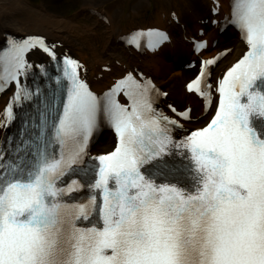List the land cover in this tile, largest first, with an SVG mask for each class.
Here are the masks:
<instances>
[{"label":"snow or ice","instance_id":"snow-or-ice-1","mask_svg":"<svg viewBox=\"0 0 264 264\" xmlns=\"http://www.w3.org/2000/svg\"><path fill=\"white\" fill-rule=\"evenodd\" d=\"M233 16L248 51L220 81L209 125L175 143L162 126L175 121L157 116L143 92L131 112L109 96L119 146L97 158L90 194L70 215L60 198L77 182H56L83 151L100 101L65 61L71 86L55 136L68 152L0 172V264H264V0H234ZM37 45L50 52L40 39L13 45L16 71ZM172 148L187 161L181 168L144 167ZM85 220L91 226H77Z\"/></svg>","mask_w":264,"mask_h":264},{"label":"bare ground","instance_id":"bare-ground-1","mask_svg":"<svg viewBox=\"0 0 264 264\" xmlns=\"http://www.w3.org/2000/svg\"><path fill=\"white\" fill-rule=\"evenodd\" d=\"M8 1L0 0V47L5 41L4 35L16 34L19 36V34L22 32L32 33L35 31H41L47 36V38L49 37L52 39L56 45V52L64 51L69 47L68 41L62 39L61 37L70 39L72 44L80 43L78 37L74 38L71 33L66 31H62L63 33H58V29L54 28V25L58 26L56 23H61L62 21L56 20V17L59 18L61 16L60 13H55L53 19L50 17L47 18L44 13L48 8L43 4L39 6L38 10H32L34 13L31 14V19L24 21L20 19L19 15L17 16V13L21 15V10L24 7L29 8L31 5L27 4L25 0H10V5L13 6L12 9L8 10ZM102 1L103 0H83V6L81 10L82 13H87L92 16L94 15L96 17L95 19L97 24L102 22L100 20V16L105 17L108 20V24L106 25V45L103 54L101 55L102 61H108L111 63L117 60H123L126 62L137 61L138 59L143 60V62L147 63V65L151 67V72H154L156 75V80L167 87L169 96L172 98L175 96V79L183 81L192 79L194 74H196L200 68L199 59L202 57V55H204V53H206V51L211 50L212 42L215 39L217 41L215 44L216 46L213 49L215 53L220 54L223 51H229V53L223 60L216 61V72H214V76L218 73V70L228 66L231 62L237 59L245 49V46L243 45L244 43H242L240 40L239 35L235 31H232L230 27L221 25L213 26L211 24L213 21H217L223 17L222 12L228 8L226 0H207L206 6L201 4L193 6L189 4L190 9L196 12L198 18L197 22L199 29L196 33H198L201 29H204V38L208 39L207 49L203 54L200 55H197L193 52V44L191 43V40L194 39L193 33L195 32L194 30L190 31L187 26L183 25L184 17L182 13H179L178 15L176 14L175 17H173V15L171 16V12L175 11L173 6L174 0H166V3L168 4V11L165 9L161 11L159 15V24L157 23L158 25L148 26L167 30L170 34V41L168 43H164L158 52H145L144 54H140L133 49L126 48L124 46L121 38H123L128 32L126 29H122L119 26L120 19L117 18V15L111 14L110 16H105L102 13ZM219 1L222 2V7L219 6V13H217L218 8L216 6ZM38 16L39 18L46 20H42V23H39L38 20L34 19V17L37 18ZM222 28H224V32L220 33ZM94 36L95 33L92 34L91 37L94 38ZM219 36H221V38H219ZM58 38H60V40H58ZM59 43L62 46H60ZM82 50L85 51L84 53L86 55L88 54L85 46H82ZM66 52L69 53V51ZM176 52H181L179 55L184 56H180L181 58L178 56L173 57L174 53ZM182 57L190 58L193 61H196V64L192 69L184 68L183 65L181 66L180 62ZM30 59L33 61V63H45L48 58L40 51L32 47ZM167 68L171 69V72ZM108 69H110V67ZM124 72L125 71L123 70V73ZM107 74H110V72L106 71L105 74H101L103 78L100 77L98 82L103 81ZM183 95L194 100V102H198V99L196 100L197 96L195 94L188 95L183 93ZM113 143V141L111 142V138H107L105 140L102 139L99 141L97 146L103 147L102 152H105L111 149Z\"/></svg>","mask_w":264,"mask_h":264},{"label":"rangeland","instance_id":"rangeland-1","mask_svg":"<svg viewBox=\"0 0 264 264\" xmlns=\"http://www.w3.org/2000/svg\"><path fill=\"white\" fill-rule=\"evenodd\" d=\"M8 1V0H6ZM83 0H25V2L31 5L29 8L24 7L21 10V15L17 13V16H20V19L27 21L31 19V14L34 13L32 10H38L39 6L46 5L47 10L44 15L47 18H52L55 13H60L61 16L56 20L61 21V23H56L58 26L54 25L56 29H58V33L62 31H66L71 33L74 38L78 37L80 43L72 44L70 39L63 38L68 41L69 49L72 54H76L79 58L83 59L87 62L88 72H89V80L93 82L94 89H104L108 87V85L112 82L114 77H118L123 73V70H127L128 65L133 63H138L139 65L146 64L143 60L138 59L137 61L124 62L122 60L115 61L109 63L108 61H102L101 55L105 49L106 45V25L108 24V20L102 18L100 16V20L102 21L100 24H97L96 17L87 13H82ZM102 13L106 16H110L111 14L117 15V18L120 19L119 26L122 29H126L129 33L131 30L139 28V27H147L151 25H158L160 21V13L163 9L168 11V4L166 0H103L102 1ZM10 0L7 2V8L12 9L13 5H10ZM197 3V4H196ZM189 4L193 6H197L198 4L205 5L207 4V0H174L173 6L175 8V12L177 14L182 13L184 15L183 25L187 26L190 31L194 30L196 32L199 29L198 18L196 12L190 9ZM174 11L172 13H175ZM97 15V14H95ZM36 16V15H35ZM34 19L38 20V22L42 23V20H46L43 18L34 17ZM45 22V21H43ZM158 23V24H157ZM31 32H22L20 36H24L26 34H30ZM63 33V32H62ZM95 33L94 38H92V34ZM31 34H44L41 31H35ZM233 35V34H232ZM225 37V36H224ZM221 38V36H219ZM60 40V38H58ZM82 46H85L88 54L86 55L82 50ZM214 49V48H212ZM183 51V50H182ZM180 52L174 53L173 57H180L184 55H179ZM215 51L211 52L209 55H213ZM181 58V57H180ZM155 60V59H153ZM187 59L182 57L181 66L184 65V62ZM156 62V61H155ZM129 63V64H128ZM103 66H111L113 67L112 72L107 74L103 81L98 82L101 74H105L102 70ZM127 67V68H126ZM149 68V71L152 69ZM170 72L171 69L167 68ZM101 71V72H100ZM176 85L174 88L175 97H179L178 94H181L184 89V81L175 79ZM162 85L165 91L167 87ZM175 97L169 96L168 99L179 103ZM7 99L3 97V101L0 103V114L3 111L4 104ZM201 107L200 102H198ZM195 125H200V121H195ZM108 134H103V138H108ZM101 149V148H99ZM98 151V149H97Z\"/></svg>","mask_w":264,"mask_h":264}]
</instances>
